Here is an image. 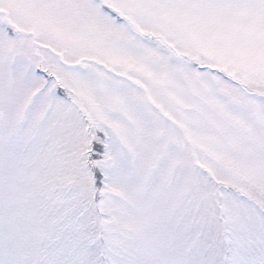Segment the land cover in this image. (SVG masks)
<instances>
[{
	"label": "snow or ice",
	"instance_id": "obj_1",
	"mask_svg": "<svg viewBox=\"0 0 264 264\" xmlns=\"http://www.w3.org/2000/svg\"><path fill=\"white\" fill-rule=\"evenodd\" d=\"M0 264H264V0H0Z\"/></svg>",
	"mask_w": 264,
	"mask_h": 264
}]
</instances>
